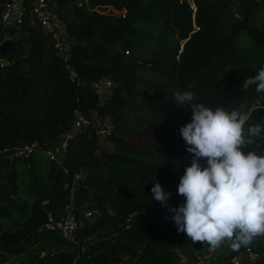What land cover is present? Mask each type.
<instances>
[{
	"label": "trees",
	"instance_id": "trees-1",
	"mask_svg": "<svg viewBox=\"0 0 264 264\" xmlns=\"http://www.w3.org/2000/svg\"><path fill=\"white\" fill-rule=\"evenodd\" d=\"M50 1L67 56L29 11L0 24V44L12 40L0 54V264H197L206 244L179 232L170 211L184 202L177 187L192 159L179 132L192 112L174 94L191 90L213 110L245 106V130L264 124V93L243 88L264 68L263 1ZM77 111L94 124L75 129L63 149ZM94 118L110 119L113 132L101 137ZM129 134L142 137L131 143ZM254 140L245 151L264 156V133ZM31 142L40 146L32 155L15 153ZM48 147L83 172L72 194ZM157 181L171 194L166 205L152 196ZM70 203L100 210L77 232L83 253L46 226L48 211L61 216ZM249 244L262 252L251 264H264V235ZM244 246L221 244L217 261Z\"/></svg>",
	"mask_w": 264,
	"mask_h": 264
},
{
	"label": "clouds",
	"instance_id": "clouds-1",
	"mask_svg": "<svg viewBox=\"0 0 264 264\" xmlns=\"http://www.w3.org/2000/svg\"><path fill=\"white\" fill-rule=\"evenodd\" d=\"M253 85L256 92L264 93V68L243 81L245 90ZM174 95L178 105H187L192 112L191 121L179 129L192 159L177 187L184 202L170 208L178 231L213 249L225 242L234 249L251 243L264 235V156L245 149L264 133V124H251L245 130L249 116L243 105L232 111L213 110L194 103L191 90ZM151 193L162 205L171 195L158 181Z\"/></svg>",
	"mask_w": 264,
	"mask_h": 264
},
{
	"label": "built area",
	"instance_id": "built-area-1",
	"mask_svg": "<svg viewBox=\"0 0 264 264\" xmlns=\"http://www.w3.org/2000/svg\"><path fill=\"white\" fill-rule=\"evenodd\" d=\"M88 0H78L79 4L87 2ZM263 11H264V0ZM0 24L5 26L19 24L22 22L25 13L31 12L36 20L50 31L55 40L56 46L62 51L64 56L68 55L69 43L66 40L65 23L62 18L52 8L50 0H4L1 4ZM10 38L6 35L5 39ZM5 62L4 58H0V65ZM94 124V120L83 112L77 111L72 122L71 129L64 133V139L61 144V148L65 149L67 141L72 137L73 132L80 126ZM98 133L101 136H108L114 130V123L110 119L97 121ZM37 142L26 143L21 146H17L14 150L15 153L20 156L28 157L39 149ZM47 154L51 158L55 159L59 163L66 174V181L64 188L69 189L71 194L74 192L76 186L84 176L83 172L76 171L71 172L70 169L63 162V154H57L54 149L48 147L45 149ZM47 200L45 201V203ZM100 212L99 208H86L82 213H78L75 206L70 203L65 208V214L57 216L52 211L47 213L46 226L51 228L60 229L64 238L70 241H74L80 246V253L86 251L87 246L81 243L77 236L79 229L85 227L93 218ZM216 250L206 244L205 250L197 256V264H251L262 256L260 250L255 249L252 245L247 244L236 254H234L227 262L220 263L216 258Z\"/></svg>",
	"mask_w": 264,
	"mask_h": 264
},
{
	"label": "rangeland",
	"instance_id": "rangeland-1",
	"mask_svg": "<svg viewBox=\"0 0 264 264\" xmlns=\"http://www.w3.org/2000/svg\"><path fill=\"white\" fill-rule=\"evenodd\" d=\"M111 8V7H110ZM262 15H263V12H262ZM110 81L108 80V81H105V82H103V83H101L100 84V86H101V89L103 90V89H110ZM94 119H96V120H99L98 118H94ZM153 126H150V128H152ZM101 136V135H100ZM101 137H104V136H101ZM140 137H142V136H138L137 134H129L128 136H127V141H129V142H131V143H136V142H139V140H140Z\"/></svg>",
	"mask_w": 264,
	"mask_h": 264
},
{
	"label": "water",
	"instance_id": "water-1",
	"mask_svg": "<svg viewBox=\"0 0 264 264\" xmlns=\"http://www.w3.org/2000/svg\"><path fill=\"white\" fill-rule=\"evenodd\" d=\"M12 44L11 38L5 39L1 44H0V54H5L10 48V45Z\"/></svg>",
	"mask_w": 264,
	"mask_h": 264
}]
</instances>
